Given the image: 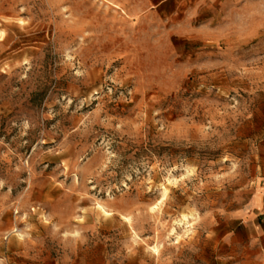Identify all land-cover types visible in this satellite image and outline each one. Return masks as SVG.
I'll return each instance as SVG.
<instances>
[{
	"label": "rangeland",
	"instance_id": "obj_1",
	"mask_svg": "<svg viewBox=\"0 0 264 264\" xmlns=\"http://www.w3.org/2000/svg\"><path fill=\"white\" fill-rule=\"evenodd\" d=\"M0 264H264V0H0Z\"/></svg>",
	"mask_w": 264,
	"mask_h": 264
},
{
	"label": "bare ground",
	"instance_id": "obj_2",
	"mask_svg": "<svg viewBox=\"0 0 264 264\" xmlns=\"http://www.w3.org/2000/svg\"><path fill=\"white\" fill-rule=\"evenodd\" d=\"M101 208V207H100ZM102 210H103V212H104V214L105 215H109L106 211H105V209H103V208H101ZM186 217V216H185Z\"/></svg>",
	"mask_w": 264,
	"mask_h": 264
}]
</instances>
